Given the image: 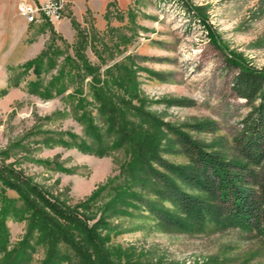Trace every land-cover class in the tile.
Instances as JSON below:
<instances>
[{
	"label": "rangeland",
	"instance_id": "374dc122",
	"mask_svg": "<svg viewBox=\"0 0 264 264\" xmlns=\"http://www.w3.org/2000/svg\"><path fill=\"white\" fill-rule=\"evenodd\" d=\"M15 7L0 0V264H46L53 244L62 264L84 263L32 221V201L53 233L63 226L84 248L86 264H264L256 231L162 227L137 198L171 207L143 186L145 169L119 135L122 121L134 124L177 167L188 160L173 132L208 150L231 147L251 108L231 90L237 69L227 59L264 70V0L66 3L56 25H29Z\"/></svg>",
	"mask_w": 264,
	"mask_h": 264
},
{
	"label": "trees",
	"instance_id": "16d2710c",
	"mask_svg": "<svg viewBox=\"0 0 264 264\" xmlns=\"http://www.w3.org/2000/svg\"><path fill=\"white\" fill-rule=\"evenodd\" d=\"M226 67L230 71L237 69L231 90L251 108L242 120L241 129L234 137L231 147L208 150L190 136L173 132L171 146L177 147L188 160L187 165L177 167L158 156L159 147L157 144H151L150 137H135L136 127L130 122L122 121L119 124L120 142L130 145L133 158L135 161L138 159V165L145 169L146 180L143 186L148 187L161 204L167 203L171 207L172 212L169 213L145 198H137V202L143 205L162 227L200 233L209 224L230 225L256 231L264 238V70H257L231 59H227ZM175 103L190 105L182 100ZM116 112L115 108L112 114L117 116ZM105 114L103 111L104 116ZM172 147L168 149L171 152L175 151ZM228 153H232L231 156H228ZM152 163L162 171L153 169ZM133 173L135 174V170ZM38 195L41 196L40 193ZM6 201L9 205L12 203ZM41 201L63 221L77 223L79 218L74 212L58 209L42 196ZM29 205L33 211L32 221L40 220L44 234L50 240L61 237L74 252L84 257L86 264L87 253L84 248L75 242L61 223L54 222V228L57 230L61 226V230L53 233L49 213L35 201L27 206ZM52 247L55 252H51L46 264H62L58 250L54 244ZM101 264L111 263L105 260Z\"/></svg>",
	"mask_w": 264,
	"mask_h": 264
},
{
	"label": "built area",
	"instance_id": "2783aa9c",
	"mask_svg": "<svg viewBox=\"0 0 264 264\" xmlns=\"http://www.w3.org/2000/svg\"><path fill=\"white\" fill-rule=\"evenodd\" d=\"M11 1L16 3L18 15L29 25H56L64 19L65 0H47L40 4L30 0Z\"/></svg>",
	"mask_w": 264,
	"mask_h": 264
},
{
	"label": "crops",
	"instance_id": "0c3cea01",
	"mask_svg": "<svg viewBox=\"0 0 264 264\" xmlns=\"http://www.w3.org/2000/svg\"><path fill=\"white\" fill-rule=\"evenodd\" d=\"M34 3L40 4L43 3L47 0H30ZM111 1H116V0H65V2L69 5H75L80 9V6H84V5H88L90 8H95V10L99 9V10H105V8L107 7L108 3ZM120 1V0H117ZM14 6H16V3L14 2ZM17 8V6L15 7V9ZM22 20H24L22 18Z\"/></svg>",
	"mask_w": 264,
	"mask_h": 264
}]
</instances>
